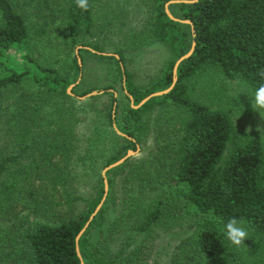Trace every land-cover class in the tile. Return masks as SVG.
<instances>
[{"label":"trees","instance_id":"16d2710c","mask_svg":"<svg viewBox=\"0 0 264 264\" xmlns=\"http://www.w3.org/2000/svg\"><path fill=\"white\" fill-rule=\"evenodd\" d=\"M169 1L137 0L144 18L103 56L96 0L87 11L75 0H0V67L10 50L24 49L34 68L0 74V264H148L159 234L181 220L191 233L170 264H264V140L236 125L264 110L251 103L264 84L257 74L264 68V0L169 5L189 23L168 18ZM192 42L171 92L132 108L129 97L137 106L172 84L174 64ZM151 44L167 48L172 60L140 87L125 53ZM87 60L103 68L96 81ZM93 91L103 94L76 99ZM150 138L151 163L130 158L106 173L111 188L108 176L125 170L120 202L111 195L106 203L119 209L106 233L124 232L116 251L109 235L89 236L102 231L106 205L76 244L104 184L98 176L96 194L79 197L74 171L104 169ZM232 217L248 230L240 246L225 235Z\"/></svg>","mask_w":264,"mask_h":264},{"label":"rangeland","instance_id":"374dc122","mask_svg":"<svg viewBox=\"0 0 264 264\" xmlns=\"http://www.w3.org/2000/svg\"><path fill=\"white\" fill-rule=\"evenodd\" d=\"M95 3L96 21L99 24L97 26L101 29L100 36L97 37L98 43L101 48L104 49V52L102 53L113 55L117 46L123 43L124 34L132 32L138 27L139 23L144 18L143 10L137 3V0H96ZM174 14L176 15L177 12H174ZM171 15L173 16V14ZM96 36L97 35H95L94 39ZM76 54L78 56V50ZM23 55L24 49L10 50L7 53V57L2 61L3 65L0 67V74L5 73L7 69L16 71L29 69L34 71V68L23 60ZM125 60L126 67L132 75L134 82L140 87H146L165 72L167 65L172 58L170 57V52L167 48L160 44H151L125 53ZM85 64L89 70L88 72L91 82L96 81L97 77H100L101 70L103 69L102 66L91 60H87ZM79 80L80 78L75 84H73V87L79 83ZM100 85H104V82ZM70 95L74 96L73 94ZM76 99L79 101H85L88 98L80 100L76 97ZM236 125L239 129L258 134L264 140V110H261L257 115L250 117V119L236 120ZM152 140L153 139L150 138L145 145H142V147L137 145L139 147L138 153L130 158L145 163H151L153 146ZM110 152L111 151H109V153ZM91 168H96V166ZM102 171L103 169L98 171L97 169H82L81 167H78L74 171V175L77 177L74 182V189L79 197L85 199L89 195L93 196L96 194L98 191L97 177L102 174ZM124 175L125 170L122 169L108 176L112 179V187H108L105 198L106 202L104 201L101 209L106 205L107 197L109 199L111 195L115 196L116 203L120 202L121 185ZM82 204V202H79L77 207H81ZM117 206L114 207L111 201H109L106 205L102 231L100 232L97 229H93L89 234L91 240L95 241L102 236L104 237L109 235L106 233V229L115 217L116 211L119 210ZM30 221H39L42 223L46 222L44 218L34 215H30ZM190 233L191 229L186 221L181 220L179 222H171V229L159 234L148 264H170V258L174 249L178 244L186 239ZM109 236L112 238L111 247L114 252L124 237V232L120 231Z\"/></svg>","mask_w":264,"mask_h":264},{"label":"water","instance_id":"95a60500","mask_svg":"<svg viewBox=\"0 0 264 264\" xmlns=\"http://www.w3.org/2000/svg\"><path fill=\"white\" fill-rule=\"evenodd\" d=\"M196 0H193V1H187V0H172V1H169L166 5H165V13L167 14L168 18L173 20L174 22H181V23H189V21H182L178 18H175L174 16L171 15L168 7L169 5H172V4H179V3H193L195 2ZM194 46H195V42H192V46L190 48V50L188 51V53H186L185 55L181 56L178 60H176L175 64H174V67H173V79H172V84L165 90H162V91H158V92H154L150 95H148L146 98H144L137 106H134L133 105V100L131 97H129L130 99V104H131V107L134 108V109H138L140 108L141 106H143L145 103H147L148 101H150L151 99L153 98H157V97H161V96H164V95H167L168 93L171 92V90L173 89L176 81H177V69H178V66L183 62L185 61L186 59H188L193 51H194ZM81 47H78L77 49H80ZM76 53H77V50H76ZM92 53H95V51L92 50ZM98 55H103V56H111L112 54H106V53H99L97 52ZM116 58H118L117 56H115ZM78 64L81 65V60L79 59L78 57ZM73 87V85H71L67 92L68 94H71L70 90L71 88ZM103 92H92V93H89L87 94L86 96L84 97H78V99L80 100H83V99H86V98H90L92 96H96V95H99V94H102ZM116 96V95H115ZM113 129L115 130L116 134L119 135V136H125L124 134H122L115 126V124L113 125ZM139 151V147L136 146V149L135 151H132V150H129L127 151L126 155L122 158H120L119 160H117L116 162L108 165L107 167H105L102 171V178H103V184H104V194H103V197L100 201V203L98 204V206L95 208L94 212L92 213V215L90 216L88 222H86L85 226L82 228V230L79 232V234L77 235L75 241H76V244H78L79 242V239L81 238V236L83 235V233L86 231L87 227L89 226L90 222L93 220V218L97 215V213L100 211L104 201H105V198H106V195H107V190H108V182H107V179H106V173L114 168H117L118 166L122 165L127 159H129L130 157L136 155ZM76 251H77V254L78 256L81 258V255H80V252H79V248H78V245L76 247ZM81 264H83V262L81 261Z\"/></svg>","mask_w":264,"mask_h":264},{"label":"clouds","instance_id":"9594fccd","mask_svg":"<svg viewBox=\"0 0 264 264\" xmlns=\"http://www.w3.org/2000/svg\"><path fill=\"white\" fill-rule=\"evenodd\" d=\"M76 6L87 11L90 7L89 0H75ZM264 79V68L259 69L257 73ZM253 109H264V84L255 90L253 99L251 100ZM226 238L236 246H240L248 237V230L243 219L232 217L224 225Z\"/></svg>","mask_w":264,"mask_h":264}]
</instances>
